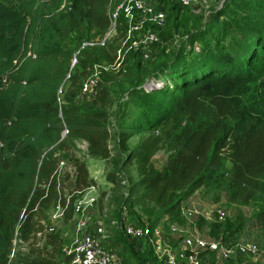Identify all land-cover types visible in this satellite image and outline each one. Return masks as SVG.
<instances>
[{
    "label": "trees",
    "instance_id": "obj_1",
    "mask_svg": "<svg viewBox=\"0 0 264 264\" xmlns=\"http://www.w3.org/2000/svg\"><path fill=\"white\" fill-rule=\"evenodd\" d=\"M110 1L0 0V264H8L18 226L21 239L32 234L35 242L42 240L40 246L31 248L32 255L22 258V264H62L60 237L36 235L44 230V224L35 211L41 205L53 202L55 207L59 202L67 205L64 219L72 217L75 201L62 194L57 176L60 160L44 158L46 149L61 145L64 128L72 138L87 143L90 155H110L105 111L58 102L59 90L62 92L66 83L80 90L81 75H88L100 52L115 59L113 42L121 43L127 26L117 28L118 38L112 36V43L85 45L71 67V38L81 46L93 41L87 35L89 30L102 37L111 26ZM156 5L174 4L157 0ZM245 6L262 8L261 22L245 26L239 23L243 15L234 11L226 16L223 29L214 33L212 45L205 46L203 41L207 30L187 34L186 53L173 46L166 54L165 41L176 32L167 20L165 34H159L150 55L154 60L163 56L161 62L142 80L136 77L126 92V102L132 105L127 117L135 120L119 132V141L128 151L126 161L135 164L138 178L133 188L137 190L132 195L147 215L149 228L161 220L182 225L186 221L181 215L182 203L220 178L228 202L254 206L252 217L264 237V120L259 100L247 89L264 85V0H249ZM219 10L213 16L225 15ZM172 19L176 20L175 16ZM236 27L247 30L248 38L245 48L233 56L221 44L227 31ZM156 81L161 85L156 86ZM97 94L94 104L108 105L109 89L103 85ZM133 136L138 140L129 146ZM162 149L168 155L165 164L157 168L152 158ZM70 164L67 177L74 192L95 184L84 162L70 155ZM39 174L48 182L36 188ZM114 176L108 173L106 178L117 183ZM234 221L235 217L221 222L199 217L196 225L208 228L210 236L227 245ZM121 232H115L116 241L138 264H146L150 253L161 264L152 249L136 251L128 235Z\"/></svg>",
    "mask_w": 264,
    "mask_h": 264
},
{
    "label": "rangeland",
    "instance_id": "obj_2",
    "mask_svg": "<svg viewBox=\"0 0 264 264\" xmlns=\"http://www.w3.org/2000/svg\"><path fill=\"white\" fill-rule=\"evenodd\" d=\"M155 1L156 0L153 2L155 11H161L165 14L164 23L160 27H157L155 24L146 19L143 22V26L146 25L147 27L145 28L156 32L158 40H160L159 34H161L162 31V34H165V27L169 22L170 26L172 25L171 27L176 29V32L172 33V35H174L170 36V38L165 41V44L167 45V49L165 50L166 54L170 52V47L173 46L176 49L181 48V50L185 53L188 52L186 47L189 48V45L185 40V37H187V34H192L196 31L204 30V32H206L207 30V33L210 34L206 33L203 37V41L206 42L205 46L212 45L214 42V33H216L217 30L223 29V22L226 20V16L234 15V11L243 15V18L239 19V23L244 24L245 26H254L256 22H261L262 20L260 14V10L262 8L257 9L258 6H255L254 8L245 6L249 0H201L199 3L192 1L189 5H182L176 0H170L171 4L175 5H170V7H164L161 5L157 6ZM172 8H174V12L171 10ZM197 8H200V10L197 11ZM110 9L112 10L113 6ZM219 9L224 11L225 15L222 17L213 16L215 14L214 12H218ZM169 10L172 11V15L175 16L176 20L172 19V15L168 16ZM138 19H140L139 14H134L130 19L126 16L125 11L121 10L117 16L115 25L113 21L111 29L112 36L117 39L116 30L118 27L119 29H122L124 26H127V29L128 27L131 28L135 23H138ZM167 20L169 21L168 23ZM113 27L115 29H113ZM227 32V37L222 42L221 47L225 51L231 52L233 56H238L239 52L242 51L247 44L248 32L244 28L238 27L231 28ZM87 35H90L89 40L93 39L94 42H97V40L102 38L95 35L94 30H89ZM108 37L109 38L106 39L105 42H108V44L112 43L111 36L108 35ZM158 40L157 42H159ZM115 44L116 57V52L120 48L121 43L118 40L113 42L114 48ZM69 46L72 50H74V54L77 52V57H79L83 46H79L78 41L75 40L74 37L71 38ZM99 46L103 47L104 45ZM153 48L154 46L151 47L149 51L150 54L152 53ZM111 57L112 55L106 58L104 57L103 52H100L96 63L93 65L88 75L86 77L81 75V85L90 75H98L100 82L99 86L95 89V94L93 96H87L85 99L80 100L78 98L79 88H73L70 86V83H66L62 88V92L59 90L58 94V102L61 104L75 103L79 104L83 108L94 106L95 108L105 111L107 115V122L110 126V137L108 139V147L110 149L109 157L102 158L90 155L87 150V143L82 139L72 138L69 134L61 139V145L57 144L49 149H46L44 152V158H58L60 161L64 162V165L57 175L59 178L58 180H60L61 183L60 190L62 194L67 196V198H72L75 202L82 201L84 196L82 195L83 192H74L72 181L69 177H67V173H69L72 168L70 164V155L85 163L88 169L89 178H92L95 181L94 185L97 187V199L93 203L92 210L89 213L86 212L89 208L87 207L85 213L81 212L79 214H75L73 212L72 217L68 220L64 219V215L60 218L54 219L52 218V215L55 213V207L52 205L53 202H50L47 205H41L38 207L35 211V217L40 219L45 225L54 227L53 231L50 233L57 234L60 237L62 248L73 243L79 237L80 233L77 232L78 222L84 220L90 228L94 221L100 220L104 223V227L106 229V248L111 249L116 254V264H138L137 260L129 255L125 246L121 242L116 241L117 235L115 232L117 230H120L121 232L122 230L124 233L125 225L147 224V215L142 210L143 208L141 204L136 202V196L132 195L135 194L137 190L136 188H133V184L138 178L136 167L134 162L126 161L125 157L127 156L128 151L126 148L121 146L119 141V132L123 130L128 122L135 120L130 116L127 117V112H129L132 107L130 102H126L127 90L130 88L131 84L134 83V79L136 77H138V80H142V78L145 77L149 71L153 70L161 62L163 56L158 57L156 60L150 59V55L146 59H140V54L135 53L133 50H129L123 54L121 69H114L112 67L114 59L111 60ZM138 60H140V65L136 66L138 64ZM76 70H79V67L75 69V72ZM67 77L68 75L66 78ZM157 82L158 81L154 84L156 86H160L161 82L158 85L156 84ZM103 85L109 89L110 97L108 105L100 107L99 104H94V100L95 96L98 95L97 93L99 92L100 87ZM247 89L250 91L252 98L255 97L259 100L257 105L264 115V85H258L253 90H251L250 87ZM75 91L77 93H75ZM263 115H261L263 119L260 118L262 120H264ZM137 140L138 136H133L128 141V145L132 146L137 142ZM167 155L168 151L165 149L157 151L152 158L154 166L157 168L162 167L165 164ZM108 173L114 174V177L118 180V182L112 183L109 181L106 178ZM43 180L45 179L41 174H39L34 187L37 188L38 186L44 185L48 182ZM129 193L131 196L128 195ZM127 197L128 200L126 199ZM189 198L183 202L182 205L184 204L191 207L192 202L199 206H218L227 212L226 218L233 219L235 217L234 226L232 227L233 235L229 238L230 242L228 241L229 243L227 245L233 247V245L239 241L257 245V251L253 254L239 255L234 252L228 259L223 261H219L215 254L203 253L200 256V264H264V237L262 235L261 227L252 217L254 210V206L252 204L237 205L228 202L227 195L223 191L220 178L212 184H206L197 189ZM125 200L126 203H124ZM82 205L84 206L83 203ZM159 224L164 228L168 225V223L164 222V220H161ZM180 227L182 230L177 234L192 233L194 227H196L200 234L210 236L208 228H200L196 225L195 218L183 222ZM177 234L172 236L176 237ZM31 235L26 240L21 239L19 226L16 227L13 239V248L11 250L8 264H22L21 260L23 257L30 256V254L32 255L31 248L41 245L42 240L41 242L38 240L35 242V239ZM126 238L133 244L136 251L142 252L145 248L149 250L151 249L146 240H133L130 236ZM58 256L60 257V254ZM148 256L149 261L146 264H158L152 253L148 254Z\"/></svg>",
    "mask_w": 264,
    "mask_h": 264
},
{
    "label": "built area",
    "instance_id": "obj_3",
    "mask_svg": "<svg viewBox=\"0 0 264 264\" xmlns=\"http://www.w3.org/2000/svg\"><path fill=\"white\" fill-rule=\"evenodd\" d=\"M176 1L182 5H189L192 1L199 3L201 0ZM153 2L154 0H111L109 3L111 26L108 31L97 42L84 41L81 46L105 45L106 39L109 38L108 35L112 37L113 21L115 25L119 12L124 10L126 16L130 19L134 14H139L140 19L131 28L128 27L125 37L121 41V46L116 52L112 67L114 69L121 68L123 54L129 50L140 54L142 59L148 58L151 55L149 51L157 42L158 36L153 30L145 28L143 22L147 19L157 27H160L165 19L163 12L155 11ZM112 6L113 9L111 10ZM199 10L200 8H197V11ZM113 29L115 28L113 27ZM75 53L71 59V67L77 62V52ZM99 82L97 74H92L86 78L85 82L80 86L78 98L83 100L87 96H93L95 89L99 86ZM156 84L158 85L159 83L157 82ZM67 133V128H64L61 137L63 138ZM63 165L64 162L60 161L58 170ZM78 192H83L84 199L73 203V212L75 214L85 213L87 207L89 208L86 212H91L93 203L97 199V187L94 184H90ZM191 204V207L184 204L181 207V215L186 221L201 217L207 221L221 222L227 217V212L218 206H199L192 202ZM66 206H62L58 202L52 218H60ZM53 229V226L44 224V230L37 232L36 235L41 237L43 233H50ZM181 230L180 225L175 222L168 224L166 228L162 225L160 226L159 223L153 228H149L147 224H127L124 226L125 234L133 240L147 241L155 256L161 261V264H200V256L203 253H213L219 261H223L228 259L234 252L239 255H247L257 251L256 244L239 241L231 247L223 244L220 238L216 239L209 235L200 234L196 227H194L192 233L177 234ZM77 232L80 233L79 237L61 250L62 264H116V254L111 249L106 248L107 237L103 222L96 220L89 228L86 221L81 220L77 224ZM174 234H177L176 237H172Z\"/></svg>",
    "mask_w": 264,
    "mask_h": 264
},
{
    "label": "crops",
    "instance_id": "obj_4",
    "mask_svg": "<svg viewBox=\"0 0 264 264\" xmlns=\"http://www.w3.org/2000/svg\"><path fill=\"white\" fill-rule=\"evenodd\" d=\"M173 237V236H172Z\"/></svg>",
    "mask_w": 264,
    "mask_h": 264
}]
</instances>
